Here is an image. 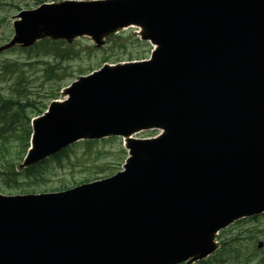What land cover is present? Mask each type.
Returning <instances> with one entry per match:
<instances>
[{"label": "water", "instance_id": "water-1", "mask_svg": "<svg viewBox=\"0 0 264 264\" xmlns=\"http://www.w3.org/2000/svg\"><path fill=\"white\" fill-rule=\"evenodd\" d=\"M12 25L0 51L43 37L100 46L130 25L156 47L79 76L32 119L21 167L111 135L128 156L103 179L0 193V264L192 263L220 229L264 212V0H62Z\"/></svg>", "mask_w": 264, "mask_h": 264}, {"label": "rangeland", "instance_id": "rangeland-1", "mask_svg": "<svg viewBox=\"0 0 264 264\" xmlns=\"http://www.w3.org/2000/svg\"><path fill=\"white\" fill-rule=\"evenodd\" d=\"M62 0H56L54 2H60ZM35 0H0V46L6 43L13 34L12 22L14 16L20 10H29L37 7ZM19 8V9H18ZM109 33L103 37V44L98 46L95 45L93 40L89 36H80L74 37L72 40L58 39L64 41V49H73L75 53L68 59L56 60L52 55L50 56H29L27 53H24L20 50L23 48L19 45H15L11 48L0 51V92L6 94L8 91L9 83L14 77L13 74H9L8 71L3 69L5 62H18L19 64L23 63L28 67H23L27 74L34 73V86L35 90L39 94H44L45 91L49 88L52 81H48L44 84H40L41 75L43 74L44 64L49 63L51 66L58 65L57 76L58 78L64 77L61 84L64 86L60 89L57 100H64L67 96L64 95L63 89L69 85L72 81L77 79L80 75L89 73L90 71L97 70L104 63L114 64L122 63L134 60H143L147 59L151 46L140 40V30L137 26H130L125 28H120L118 31ZM120 34L122 39L125 41L124 47L113 44V35ZM137 37L141 43H136L134 38ZM48 38V37H43ZM42 38V39H43ZM56 40V39H53ZM131 56L129 58L128 56ZM104 58L107 61H103ZM130 59V60H129ZM60 61V63H59ZM31 64V65H29ZM80 71H83L80 73ZM30 76V75H29ZM28 76V78H29ZM39 77L38 79H36ZM159 131H140L133 134V137L136 138H151L156 136ZM104 139H98V142L94 145L92 152H96L91 158L84 157L82 159L83 166L75 168L74 177L76 184L69 183V168L64 167L63 169H54L49 172L47 175V182L45 187L56 189L59 187V182L61 180L66 183L64 186L68 188L75 186L82 182V179L85 175L91 171L90 179H102L113 175L114 173L122 169V164L127 157V150L125 148L126 140L123 136H110ZM79 142V141H78ZM74 143L75 146L72 147L71 155L74 158L78 157L83 153L84 148L81 143ZM22 162L20 163L21 166ZM79 182V183H78ZM64 188H59L63 190ZM59 190H40L34 193L41 192H56ZM8 192H3L6 194ZM11 194H20L19 191H12ZM249 230V232H247ZM225 233L219 232L216 235L215 240L220 243L222 239L227 236H230L243 231L242 235L244 237L242 243L246 246L248 251L252 253L253 256L257 254V257L263 255L264 246L262 248H256L257 244L261 241L264 244V214L260 215L256 220H250L241 224H232L225 229ZM205 261V262H204ZM258 258H254L253 262H257ZM182 264H215V260L212 256L205 258L204 260L195 261L192 263H182Z\"/></svg>", "mask_w": 264, "mask_h": 264}, {"label": "trees", "instance_id": "trees-1", "mask_svg": "<svg viewBox=\"0 0 264 264\" xmlns=\"http://www.w3.org/2000/svg\"><path fill=\"white\" fill-rule=\"evenodd\" d=\"M35 1L39 5L43 2L56 0ZM111 38L114 39L113 44L117 45L120 42L119 46L124 47L125 41L122 39V35H113ZM134 39L136 43H141L137 37ZM63 44L64 41L62 40L43 38L35 42L31 47L20 48V50L29 56L52 55L54 59L57 60L59 58L61 61L70 58L75 53L73 49H64ZM128 57L131 58L130 55ZM106 59L108 58H104L103 61H107ZM21 66L28 67L18 62H5L2 67L9 74L14 73V77L9 83L7 93L3 94L0 92V192L10 193L12 191H19L20 193H29L46 189L59 190V188H68L64 186L66 182L63 180L59 182L60 186L56 189L52 187L46 188L47 175L54 169L67 167L69 168V183L74 182L73 184H76L74 177L75 168L83 166L82 159L84 157L89 159L96 154V152H92V149L98 140H83L78 142L84 148L83 153L78 157L75 156L73 158V155H71L72 147L75 146V144H72L39 163L28 167H21L20 163L29 147L31 119L43 113L49 102L57 98L60 89L64 86L60 83L64 77L58 78L56 74L59 66H51L49 63H45L42 71L43 74L40 77V84L48 81H52V83L44 94H39L34 86V73L27 74ZM91 173L89 171L83 177L82 182L92 180L90 179ZM258 218L259 216L243 218L235 222V224L245 223ZM225 232L222 231L221 233ZM242 232L230 234V236L221 240L220 249L212 255L215 264H264V252L260 257H257V254L253 256L242 243L244 239L241 236ZM254 258H258V261L253 262Z\"/></svg>", "mask_w": 264, "mask_h": 264}]
</instances>
